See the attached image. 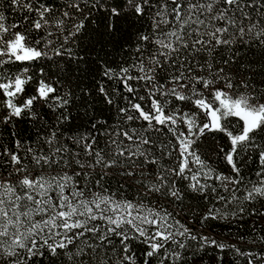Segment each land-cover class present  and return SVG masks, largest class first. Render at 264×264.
<instances>
[{
  "label": "snow or ice",
  "instance_id": "obj_1",
  "mask_svg": "<svg viewBox=\"0 0 264 264\" xmlns=\"http://www.w3.org/2000/svg\"><path fill=\"white\" fill-rule=\"evenodd\" d=\"M10 4L25 14L22 23L28 31L44 34L33 41L25 31H14L5 39L21 25H6L0 11V92L7 109L0 125L8 126L13 138L11 146L0 143V264L38 260L43 264L45 257L49 264H58L53 259L58 257L82 264L74 259L83 254L76 241L86 234H99L102 241L118 237L122 264L180 260L179 252L169 251L171 243L185 247L175 236L188 235L193 241L197 236L179 221L175 223L183 230L170 231L172 213L162 206L153 208L144 199L155 195L161 201H182L184 191L177 181H188L187 189L205 199L213 195L217 202L239 203L236 192L245 180L242 168L253 152L259 180H248L252 186L242 198L264 197V80L260 86L254 82L264 73V0H68L59 6L57 0H10ZM87 24L95 26L97 36L89 44L94 50L99 46L98 57L101 52L108 56L109 46L119 53L115 62L96 59L98 70L65 47L87 34ZM52 36L62 37L59 46L47 38ZM49 50L55 56L67 53L78 67L83 65L81 75L76 82L68 79L66 87L59 80H40L36 95L17 103L32 77L26 75L28 68L6 77L4 66L51 59ZM249 52L259 53L260 59L253 61ZM238 89L243 91L233 94ZM40 102L53 113V123L35 110ZM185 102L196 111H182L178 105ZM107 111L112 117L104 115ZM201 112L208 122L198 123ZM229 117L242 121L239 132L234 134L223 123ZM22 118L38 125V141L24 140L12 131ZM180 124L187 134L178 131ZM165 129L176 139L172 150L170 142L151 136ZM206 130L226 134L228 146H219V154L230 175L217 172L197 153L196 138ZM172 151L178 152V162L168 167L161 161ZM105 177H119L122 187L139 188V199H116V193L105 187ZM217 187L228 196L218 193ZM209 217L216 218L211 208L204 219ZM105 225L106 232H101ZM137 242L144 245L142 257L134 251ZM199 251L193 252L194 264L197 258L204 259Z\"/></svg>",
  "mask_w": 264,
  "mask_h": 264
},
{
  "label": "trees",
  "instance_id": "obj_2",
  "mask_svg": "<svg viewBox=\"0 0 264 264\" xmlns=\"http://www.w3.org/2000/svg\"><path fill=\"white\" fill-rule=\"evenodd\" d=\"M68 0H57V5H65ZM63 11V8L57 9ZM0 11H3L6 20L4 23L9 24H20L21 27L12 29L9 33L5 34V39H8L14 31H25L30 40L39 38L44 33L37 31H28V25L22 23V17L24 13L18 11L15 7L11 6L10 0H0ZM71 21H66V24L70 25ZM98 23V22H97ZM52 32H56L55 28L50 29ZM63 35H67V30L64 31ZM97 33L95 26L87 24V34H82V38L77 41L76 44H72L71 41L65 45V47H71L73 53L77 56H84L85 59L89 60L92 67L98 70V65L95 60L99 57H105L103 52H99V46L94 50L89 41L94 43ZM48 39L54 40V46H59L62 42V37L57 39L55 36L47 37ZM108 52V56L105 59H109L115 62L119 58V53L115 52L110 46L105 49ZM51 59H40L36 61H25L15 62L7 64L4 67L8 69V72L3 73L4 76H15L19 74L24 68H28L26 75L31 76L32 79L25 86V91L17 97L16 102L21 103L23 100L30 96L36 95V89L40 80H47L49 83H55L60 81L61 85L67 86V80L71 79L76 82V77L81 75L78 67V62L73 61L68 54L64 56H55L54 53L49 50ZM249 57L256 61L260 59L259 53L252 55L248 53ZM7 59V57H3ZM264 63V60H262ZM259 68V66H257ZM2 71V70H0ZM264 80V73H261L256 77L255 83L260 86V81ZM0 82H3L0 80ZM91 83V81H87ZM220 85H217L219 87ZM237 91H243V89L233 90V94ZM141 95L144 94V90L141 89ZM207 95V93H205ZM5 99L2 92H0V119L3 118L7 113V109L4 108L2 101ZM211 99V97H209ZM145 103H148L147 98ZM175 103V102H174ZM171 106V105H170ZM179 108L184 112L196 111L194 105L185 102L178 105ZM215 106V105H214ZM35 110L43 116L44 120L49 124L53 123V113L43 105V102L38 103L35 106ZM107 117H112V112L107 111L104 113ZM208 122V118L201 112L198 116V123L203 124ZM144 123V122H140ZM229 130L234 131V134L239 132L242 126V121L236 117H229L223 121ZM138 126V125H134ZM146 126V125H145ZM38 125L28 119H20L16 121L15 127L12 131L16 132L19 137L24 140L38 141L37 137ZM182 130L187 134V128L185 125H178V131ZM151 136L157 141L170 142L168 149L172 150V145H176V139L172 136L167 129L163 133L152 132ZM12 137L8 134V126L0 125V143L11 146ZM228 138L225 133L214 131L208 132L206 130L204 135L196 138L197 153L201 156V159L206 160L210 167L214 168L217 172H223L225 175H230V169L226 162L223 160L222 155L219 154V146H228ZM35 146V144H34ZM178 147V145H177ZM155 151V149H153ZM159 155V153H157ZM178 162V152L172 151L170 157H165L161 161L162 164L171 167ZM193 171L197 170L198 166L191 165ZM259 167L256 153L253 152L251 158H246L243 168L242 175L245 177L243 184L240 186V190L236 192V196L239 203L231 201L225 204L223 201H214L213 195H208L207 199L204 196L199 195L196 192H192L187 189L188 181H177V187L184 191L182 201H175L171 203L169 200H159L155 195L144 199V203L156 208L162 206L167 208L172 213V217L169 218V223L173 224V228L170 231L177 233L182 231L179 224L175 221H179L180 224L185 225L191 229V233L197 236V240L193 241L190 236H175L177 242L185 244L184 248H179L178 243H171L169 251H176L181 254L180 260L170 258L164 261V264H194L193 252L200 249L198 255L203 256V261L196 259L195 264H264V242L261 238L264 237V197L257 196L255 200L248 201L242 197L245 196L246 188L250 189L251 184L248 180L251 179L253 182H258L259 178L256 176V171ZM105 187L108 188L109 193L115 192L116 199H128L138 200L139 188H132L128 186H121L119 177L108 178L105 177L103 182ZM209 183L215 184V181H209ZM218 193H223L228 196V193L223 192V189L217 187ZM243 208L244 211L240 212L239 209ZM212 209L215 219L209 217L204 219L209 209ZM237 213L233 216L231 213ZM227 213L225 216L224 214ZM98 224L104 225L103 221H97ZM106 225L101 228V232H106ZM99 234L93 236L92 234H86L76 241V244L83 249V254L80 257L74 258L76 261L82 262V264H122L123 253L121 252V244L119 238L116 236H110L109 240L102 241L98 239ZM208 237L205 241L202 237ZM215 240L216 244H212ZM224 245L223 248L217 247V245ZM91 245V247H89ZM72 246H70L71 248ZM134 251L137 257H142L144 245L139 242L134 244ZM251 253L252 255H248ZM56 259L58 264H73L72 260L67 257H58ZM37 264H41L38 260ZM43 264H49L48 257L43 259ZM136 264H140V260L137 259Z\"/></svg>",
  "mask_w": 264,
  "mask_h": 264
}]
</instances>
